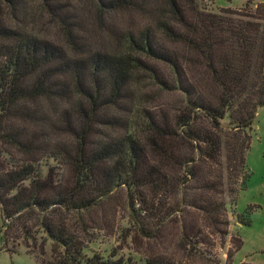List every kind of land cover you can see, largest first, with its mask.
<instances>
[{"label": "trees", "instance_id": "16d2710c", "mask_svg": "<svg viewBox=\"0 0 264 264\" xmlns=\"http://www.w3.org/2000/svg\"><path fill=\"white\" fill-rule=\"evenodd\" d=\"M39 1L64 45L26 30L19 19L22 0H0V156H11L7 165L0 158V205L9 222L5 244L15 234L11 242L18 247L21 239L27 251L37 250L40 264H107L82 257L85 230L71 231L69 222L74 213L90 210L120 188H126L132 211L150 205L154 218L163 213L162 221L186 208L198 209L208 232L182 228L188 250L200 252L196 248L210 236L223 240L228 235L225 203L212 197L224 194L217 191L222 182L217 177L195 185L200 165L209 160L228 170V192L236 193L248 131L264 107V3L255 12L212 13L202 0H89L101 31L111 13L137 11L151 19L138 33H120L123 51L110 52L89 41L80 0ZM187 62L204 72L189 75ZM150 64L164 65L168 75ZM142 73L143 83L152 88L181 94V106L169 113L141 107L133 95ZM203 85L211 92H203ZM44 159L71 169L69 188L59 190L51 176H38ZM147 190L157 207L148 203ZM195 190L199 193H191ZM174 191L180 194L176 208L158 199ZM48 213H60L59 224L45 218ZM35 216L42 217L37 226L52 241L49 261L41 259L46 240L38 244L39 233L27 225ZM239 223L249 225L247 218ZM234 246L233 254L241 240L236 238ZM152 264L174 262L162 256Z\"/></svg>", "mask_w": 264, "mask_h": 264}, {"label": "rangeland", "instance_id": "374dc122", "mask_svg": "<svg viewBox=\"0 0 264 264\" xmlns=\"http://www.w3.org/2000/svg\"><path fill=\"white\" fill-rule=\"evenodd\" d=\"M64 3L73 2L74 0H60ZM23 11L19 19H23V24L28 32L34 33L40 37L54 41L59 45H64L61 34L57 26L51 22L45 11L40 8L39 0H22ZM264 3V0H202L201 6L212 13H220L224 9L233 11L255 12V8ZM80 7L85 9L82 13L84 26L90 33L89 41L95 49L108 50L110 52L123 51L117 38L122 32L138 33L147 25H150L151 19L137 11H123L106 15L103 20L106 31H101L98 24L96 10L89 0H80ZM104 29V30H105ZM153 70L168 75V70L164 65L150 64ZM189 75L202 74L198 66H186ZM139 75L140 81L144 79ZM135 90L133 98L140 103L141 107L146 109L162 110L166 113L171 112L175 107L181 106L182 96L178 94H166L165 90L152 88L144 82ZM204 86V87H203ZM202 86L203 92L210 93V90ZM209 89V88H208ZM104 134L107 133L105 128H100ZM250 145L246 154V160L243 167L242 175L236 181L234 189L236 193L230 194L226 183L228 182L229 173L222 168H216L215 165L206 160L199 168L200 183L208 180L215 181L218 177V183L223 184L217 191H223L222 196H210L216 200V203L222 201L225 203L224 216L228 221V235L220 240L217 236H210L211 241L196 248L200 252L194 253L188 250L182 240V228L189 233L190 226L194 230L203 231L205 234L208 229L204 227L205 223L202 214L198 209L186 208V212L173 213L165 217L162 221L163 213L154 218V213L150 212L151 206H140L136 204L135 209L141 208V212L132 211L128 204L126 188H120L113 191L108 198H104L88 211H81L72 216L70 219L71 231L83 234L84 259H103V262L112 264L120 262L121 264H152L154 258L166 257L167 260L174 264H264V107H260L256 113V120L253 127L248 131ZM143 143V140H141ZM8 148V147H7ZM9 149V148H8ZM14 154L13 150H10ZM23 159V155H19ZM1 160L7 165L11 156L1 154ZM224 161V160H223ZM38 176L41 179L51 176L53 182L59 183V190L69 188L72 185V171L67 166L60 164L59 161L44 159L38 166ZM182 189V187H180ZM191 193H199L195 190ZM148 203L152 207H157V199L151 196L147 190ZM218 195V194H217ZM180 194L174 191V195L169 198L160 197L162 204L167 207L176 208ZM213 200V201H214ZM212 201V202H213ZM176 203V204H175ZM183 207V206H181ZM147 209V213L142 212ZM158 210V209H157ZM45 215V218L51 219L52 223L59 224L60 213L55 215ZM249 221L248 226H244L240 221L243 219ZM42 217L28 220V224L34 226L33 231L39 234L36 237L39 244L40 238L46 240L45 255L41 259L49 261L51 259L52 241L48 240L47 235L42 228L37 225ZM8 221L5 220L0 205V264H40V257L37 256V250L34 252L27 251L23 245V240L17 239L16 247L12 239L15 234L9 236L11 240L8 244L3 241V233L6 231ZM142 228L144 233L139 231ZM202 232V233H203ZM203 235V234H202ZM236 238L242 242L241 248L234 252ZM204 239V238H203ZM194 240V239H193ZM30 243V242H29ZM209 243L214 244L213 247ZM14 247V248H13ZM7 249L15 250V253L6 251ZM33 250V249H32ZM233 257L228 258V255Z\"/></svg>", "mask_w": 264, "mask_h": 264}]
</instances>
